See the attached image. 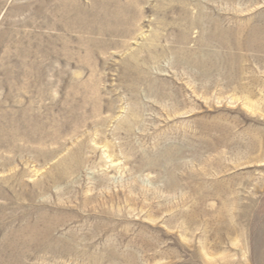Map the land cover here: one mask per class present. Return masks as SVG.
I'll return each instance as SVG.
<instances>
[{
  "label": "rangeland",
  "instance_id": "obj_1",
  "mask_svg": "<svg viewBox=\"0 0 264 264\" xmlns=\"http://www.w3.org/2000/svg\"><path fill=\"white\" fill-rule=\"evenodd\" d=\"M0 264H264V0H0Z\"/></svg>",
  "mask_w": 264,
  "mask_h": 264
}]
</instances>
